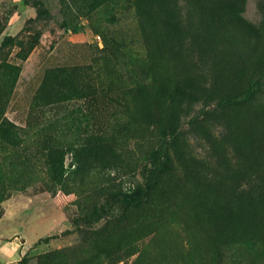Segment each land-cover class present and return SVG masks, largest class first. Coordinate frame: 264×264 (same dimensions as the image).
Wrapping results in <instances>:
<instances>
[{
  "label": "rangeland",
  "instance_id": "374dc122",
  "mask_svg": "<svg viewBox=\"0 0 264 264\" xmlns=\"http://www.w3.org/2000/svg\"><path fill=\"white\" fill-rule=\"evenodd\" d=\"M45 1L0 0V64L20 68L6 116L53 128L66 181L38 161L23 190L7 185L0 255L20 257L0 264H264V0H101L78 34L61 26L62 0ZM55 69H79L93 88L44 104ZM254 79L249 102L218 106ZM88 134L101 148L91 160L77 152ZM163 140L171 168L143 206L123 205L147 189Z\"/></svg>",
  "mask_w": 264,
  "mask_h": 264
},
{
  "label": "trees",
  "instance_id": "16d2710c",
  "mask_svg": "<svg viewBox=\"0 0 264 264\" xmlns=\"http://www.w3.org/2000/svg\"><path fill=\"white\" fill-rule=\"evenodd\" d=\"M24 5L31 7L46 8L45 0H23ZM101 0H62V27L72 30L75 34L81 32V26L76 24L77 18L89 16L98 6ZM228 12L232 19L248 24L247 20L240 14L239 6L229 3ZM11 37H6L3 46L8 45ZM20 73V68L9 62L2 60L0 64V184L4 185L0 201L8 198L7 185L15 186L16 190H23L27 179L31 180L32 165L38 161L43 162L52 181L63 187L65 179V155L68 146L63 141L54 139L53 128L51 126L35 127L30 130L21 127L11 121L6 116V107L11 94L14 91ZM87 80L84 73L79 69H55L49 70L44 83L40 88L37 100L41 99L44 104L58 103L66 101L74 95L82 96L87 91ZM93 86L90 87L92 89ZM261 90L260 79H254L249 86L238 94L225 97L218 102L219 107L228 108L249 102L253 96ZM70 93L72 95H70ZM39 100V101H41ZM99 138V137H98ZM31 143L32 146L28 147ZM71 148V146H69ZM82 151L86 160L92 157L97 158L101 152L100 144L95 141L94 135H86L84 145L78 151ZM34 151V153H31ZM151 168L146 176L147 189H140L134 194L123 193L119 199L123 205L140 207V204L147 197L149 189L157 184L160 177L172 166L170 156V143L163 140L159 147L150 154ZM2 157V158H1ZM23 183V184H22ZM22 184V185H20ZM20 185V186H19ZM139 203V204H136ZM3 214L0 215V219ZM101 219L100 211L92 212L87 216V223L93 225ZM28 258L23 259L20 264H28Z\"/></svg>",
  "mask_w": 264,
  "mask_h": 264
},
{
  "label": "crops",
  "instance_id": "0c3cea01",
  "mask_svg": "<svg viewBox=\"0 0 264 264\" xmlns=\"http://www.w3.org/2000/svg\"><path fill=\"white\" fill-rule=\"evenodd\" d=\"M8 213V212H7ZM7 213L6 214H4V216L0 219V223H2L3 221H4V219L6 218V215H7ZM12 244V243H11ZM6 249L7 250H5V252H4V250H3V252H2V254L0 255V259H4V260H7V262L6 263H10V259H11V254H10V252H12V253H15V255L16 256H19L20 257V255H19V252H18V250H17V248H14L13 250H12V248L10 247V246H6ZM14 255V254H13ZM8 258H10V259H8ZM10 260V261H9ZM11 264H14V263H11Z\"/></svg>",
  "mask_w": 264,
  "mask_h": 264
},
{
  "label": "built area",
  "instance_id": "2783aa9c",
  "mask_svg": "<svg viewBox=\"0 0 264 264\" xmlns=\"http://www.w3.org/2000/svg\"><path fill=\"white\" fill-rule=\"evenodd\" d=\"M98 39H99V40H101V37H100V36H98Z\"/></svg>",
  "mask_w": 264,
  "mask_h": 264
}]
</instances>
